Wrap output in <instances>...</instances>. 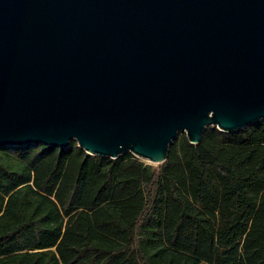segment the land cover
I'll return each mask as SVG.
<instances>
[{
  "label": "water",
  "instance_id": "1",
  "mask_svg": "<svg viewBox=\"0 0 264 264\" xmlns=\"http://www.w3.org/2000/svg\"><path fill=\"white\" fill-rule=\"evenodd\" d=\"M264 120V0H0V147L166 161Z\"/></svg>",
  "mask_w": 264,
  "mask_h": 264
},
{
  "label": "trees",
  "instance_id": "2",
  "mask_svg": "<svg viewBox=\"0 0 264 264\" xmlns=\"http://www.w3.org/2000/svg\"><path fill=\"white\" fill-rule=\"evenodd\" d=\"M0 264H264V120L160 164L0 147Z\"/></svg>",
  "mask_w": 264,
  "mask_h": 264
}]
</instances>
